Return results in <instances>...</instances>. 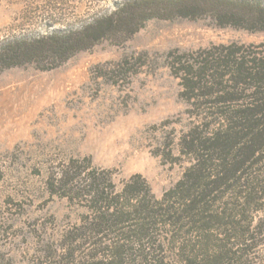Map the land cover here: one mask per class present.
Returning a JSON list of instances; mask_svg holds the SVG:
<instances>
[{"label":"trees","instance_id":"obj_1","mask_svg":"<svg viewBox=\"0 0 264 264\" xmlns=\"http://www.w3.org/2000/svg\"><path fill=\"white\" fill-rule=\"evenodd\" d=\"M200 19L264 32V1L121 0L76 28L1 41L0 74L53 70L102 41L123 44L153 20ZM171 70L180 96L202 111L179 140L188 168L157 199L140 175L117 188L89 159L59 166L50 193L85 213L63 235L64 247L79 250L44 264H264V45L212 47Z\"/></svg>","mask_w":264,"mask_h":264},{"label":"rangeland","instance_id":"obj_2","mask_svg":"<svg viewBox=\"0 0 264 264\" xmlns=\"http://www.w3.org/2000/svg\"><path fill=\"white\" fill-rule=\"evenodd\" d=\"M120 1L0 0V42L76 28ZM230 45L263 46L264 32L210 19L153 20L125 43L102 41L53 70L2 72L0 264L53 263L79 250L64 247L63 235L85 210L48 186L70 160L89 159L117 188L140 175L157 199L172 188L190 164L179 140L202 113L180 96L172 61Z\"/></svg>","mask_w":264,"mask_h":264}]
</instances>
